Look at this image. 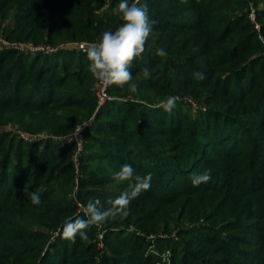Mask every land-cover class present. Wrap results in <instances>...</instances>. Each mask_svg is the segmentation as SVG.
<instances>
[{"label": "trees", "instance_id": "trees-1", "mask_svg": "<svg viewBox=\"0 0 264 264\" xmlns=\"http://www.w3.org/2000/svg\"><path fill=\"white\" fill-rule=\"evenodd\" d=\"M262 1L141 0L154 21L145 51L131 62L129 85L107 86L108 98L95 111L90 61L68 45L98 42L104 31H114L122 23L112 12L120 0H0L1 37L32 47L0 46V125L49 134L25 141L0 131V264H159L147 251L150 243L170 250V264H264ZM158 48L167 55L158 56ZM172 95L192 97L194 116L179 98L170 112L159 107ZM82 122H89L83 134L101 152L78 158L97 157L119 170L127 163L138 175H152L150 189L131 201L128 216L107 221L116 228L104 226L108 249L111 237L123 233L116 245L123 255L109 258L93 241L92 227L87 240L59 235L65 221L84 218L71 198L62 197L69 191L58 186L71 182L72 174L63 184L59 178L74 170L73 162L55 169L76 146L59 136ZM206 171L211 180L194 187L192 179ZM113 175L108 181L116 183ZM114 187L107 203L94 198L101 211L128 190V182ZM93 191L100 197L95 191L101 190ZM32 193L39 195L38 205ZM129 221L138 233L127 229ZM170 221L188 223L178 235L201 248L151 237L159 227L170 231ZM34 224L54 232L51 240L52 233Z\"/></svg>", "mask_w": 264, "mask_h": 264}, {"label": "clouds", "instance_id": "clouds-1", "mask_svg": "<svg viewBox=\"0 0 264 264\" xmlns=\"http://www.w3.org/2000/svg\"><path fill=\"white\" fill-rule=\"evenodd\" d=\"M112 12L122 23L114 31H104L98 42L90 43L84 50L90 61L88 70L94 79L105 87L111 85L124 87L132 80L129 67L131 62L145 51V45L153 31L154 21L149 22L146 6H141V0H133L131 4L129 0H120ZM156 54L161 57L167 55L163 48H158ZM150 76L151 73L145 68L143 77L148 79ZM194 76L203 79V74L200 72L194 73ZM130 87L133 92L136 91L135 84H131ZM177 99L175 96H169L165 101H161L159 107L170 112L176 107ZM113 179L117 183L127 181L128 190L109 201L110 207L103 211L98 207L101 203L99 199L94 202L89 201L82 209L84 218L77 216L64 222L59 233L61 239L75 241L79 236L81 240H87V229L93 226L100 227L109 219L127 217L131 201L150 189L152 175L151 173L146 176L138 175L130 164L125 163L118 172L114 173ZM210 180L211 175L206 171L195 176L192 184L198 187ZM31 200L33 204L40 203L39 195L36 193L31 194Z\"/></svg>", "mask_w": 264, "mask_h": 264}, {"label": "rangeland", "instance_id": "rangeland-1", "mask_svg": "<svg viewBox=\"0 0 264 264\" xmlns=\"http://www.w3.org/2000/svg\"><path fill=\"white\" fill-rule=\"evenodd\" d=\"M263 3H264V1L260 2L259 7H261ZM251 15L254 18L253 7H251L250 17H251ZM252 17H251V19H252ZM260 36L264 38L263 35H260ZM72 45H74V44L69 43L68 46H72ZM261 53L263 54V51H261ZM97 83L98 82L95 79V81L91 87V90L93 91L95 96H96V90H97ZM106 94H107V91H106ZM175 97H177V96H175ZM96 98H97V96H96ZM177 98L182 99V101L184 102L183 109L186 110L190 116H194L193 114L195 113V109L197 107L195 100L190 96H186V98H180V97H177ZM179 99H177V100H179ZM106 100H107V98H104L103 102L95 108V111L99 107H101L105 103ZM88 123L89 122H82V123L76 125L75 129L70 134L65 135V136H59L60 137L59 139L62 140L64 143H69L71 141L76 143L75 139H78L80 142V145H81V149L79 151H77V145H76L75 149L72 148L68 153H65L64 158L60 159L56 163V167H55V169H57V168L60 169L64 165V163L65 162L67 163L68 161H72L74 164V170L73 171H69L67 173L63 172L61 174V177L59 178V180H60L59 182H62V184H63L64 180L67 179L70 174H72L71 182H69L68 184L64 183L63 185L59 184L58 186H60L61 189L65 188L66 190L69 191V193H67V194L65 193V195H62V197H64L65 200H67L68 198H71L73 200V203H75V205L77 206V210H76L77 213H83V210H82L83 207L87 206L83 201L85 198H92V199L99 198L104 203H107L108 200L111 199L112 192H114L115 189H117L116 187H114V185L118 184L117 182L115 183L113 181L112 182L108 181L111 179V177L114 173L119 171V169H116V166H113L108 161H107V163H104L103 161L97 159V157H93L92 159H88L86 162L82 161L80 158H78L79 154H81V153L82 154L91 153L93 155H97V154H100V152H101L100 148H99V144L90 140V138L88 136H85L83 134V129H84V127H86V124H88ZM3 130H7V131L11 132L12 136H15L17 138V140L22 138L23 140L27 141L30 138H46V136L47 137L49 136L47 131H40V132H37L35 134H31V135L27 134L26 132L19 130V128L16 125L11 124V123L0 125V131H3ZM260 133H262V132L259 129H257L255 131V134H260ZM52 137L56 138V136H54V135H52ZM153 137L157 138V135H154ZM100 180L104 181V184L99 185V186H95L92 184L93 182H97ZM106 181H107V183H106ZM93 190H101L100 193H98V191H95V194H99L100 197H97V195H92L94 192ZM94 200H97V199H94ZM103 206L107 207L106 204ZM116 220L117 219H115L113 221H110V220H107V221L116 223ZM107 221H105L100 227H95V226L92 227L93 231H94V233L91 234L94 236L93 241L99 245L100 249H103L106 251V253L109 255V258L115 254L123 255V254H121L123 252L120 249H117V247H116L117 244H120L122 242L121 239L124 236V235H122L123 233H119L120 235L116 239L114 238V236L111 237L109 243H112V244L109 245V249L107 247V244H105L102 241V234H103V232L106 231L104 226L107 225L110 228H116L112 224H109ZM117 222H119V225H121L118 227L123 226L122 223H120L121 220H119ZM130 222L131 221H129L128 223H130ZM128 223L124 224L125 226L127 225V229L131 230L132 232L138 233L136 225L132 222L130 224H128ZM34 225L36 228L44 230V232L46 234L52 233V235H50L48 238L49 240H51L54 232H51L44 227H38L37 224H34ZM170 226H171L170 231H163V228L159 227L155 233H151L152 234L151 237L156 238L155 236H159V237H161V239H172L176 244H179V245H184V244H187L188 242H193L195 247L201 248L199 246V244H197L198 241H195L193 239L191 240L189 237H184L182 235H178L179 230H182L183 228L188 229L190 227V225L188 223L182 222V223L176 224L173 221H170ZM112 246H113V248H112ZM147 249H148L147 251L150 250V251H152V253H155L157 255V259L159 260V264H170L171 263V261H172L171 260V253H170V250H168L166 247H165V250H162V249L158 250L155 247V244L150 243L149 248H147ZM215 253H217V252H215ZM217 256H220V255L217 253ZM236 260L238 261V259H236ZM99 261H100V259H99ZM246 264H248V263H246Z\"/></svg>", "mask_w": 264, "mask_h": 264}, {"label": "built area", "instance_id": "built-area-1", "mask_svg": "<svg viewBox=\"0 0 264 264\" xmlns=\"http://www.w3.org/2000/svg\"><path fill=\"white\" fill-rule=\"evenodd\" d=\"M252 17V15H251ZM253 19V17H252ZM257 27V25H256ZM259 38L264 46V38L261 37L259 35ZM89 45L87 43H84V42H80V43H76L74 44V46L78 49V50H84V48ZM0 46H4V47H14V48H18V49H21V50H26V49H32V47H30L29 45L27 44H23V43H9L7 41H5L1 35H0ZM97 90H96V96H97V106L99 104H101L103 102V99L104 98H108L107 94H106V87L103 86L99 81H97ZM80 132V131H79ZM75 136V135H74ZM75 139V138H74ZM76 140V145H77V151H79L81 149V145H80V142L78 139H75Z\"/></svg>", "mask_w": 264, "mask_h": 264}]
</instances>
